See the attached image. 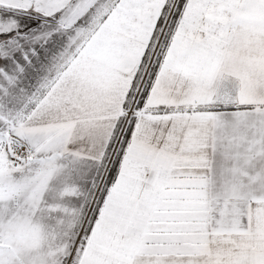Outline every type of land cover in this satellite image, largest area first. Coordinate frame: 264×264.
Returning <instances> with one entry per match:
<instances>
[{
	"label": "snow or ice",
	"instance_id": "snow-or-ice-1",
	"mask_svg": "<svg viewBox=\"0 0 264 264\" xmlns=\"http://www.w3.org/2000/svg\"><path fill=\"white\" fill-rule=\"evenodd\" d=\"M0 264H264V0H0Z\"/></svg>",
	"mask_w": 264,
	"mask_h": 264
}]
</instances>
